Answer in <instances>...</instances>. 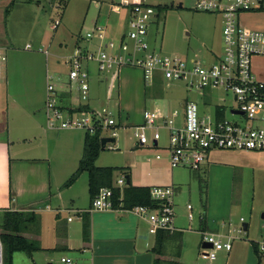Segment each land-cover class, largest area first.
<instances>
[{"label": "rangeland", "instance_id": "rangeland-1", "mask_svg": "<svg viewBox=\"0 0 264 264\" xmlns=\"http://www.w3.org/2000/svg\"><path fill=\"white\" fill-rule=\"evenodd\" d=\"M123 1L4 0L3 10L8 9L9 14L4 20L5 36L2 37L4 40L2 43H5V48L0 50L1 55L6 59L0 64L2 92L0 117L8 122L10 133L15 139L22 138L25 128L28 129V134L25 136L29 137V141H24L23 144L17 143L20 147L19 153L25 157L43 156L42 154L48 151L47 157L45 156L41 161L47 159L51 161L46 174L54 188L56 184H66L75 173L77 159L75 162L74 151L78 149V158H82L85 132L80 130L45 132L47 118L44 90L47 71L60 78L55 81L57 90L62 93L67 92L69 68L64 64L63 59L74 50L73 46L79 38H84L87 33L92 32L96 23L107 28L108 40L118 43L121 36L126 35L129 30V17L126 10H122V13L117 15L115 11L112 12L111 7L113 4L120 5ZM129 1L144 3L159 13L158 19L148 26V41L153 50L164 55L181 57L188 63L196 60L203 64L205 62L212 64L214 58L220 59L224 56L222 18L215 14L193 10V0ZM12 3L15 5L12 6ZM180 3H183L182 8H179ZM3 15L5 16L4 13ZM240 18L243 27L264 31V0L255 11L245 13ZM56 22L59 26L53 30L52 26ZM108 40L106 42H109ZM49 43L52 44L49 48H41V44L47 46ZM27 45L32 48H27ZM40 49L45 51L44 54L48 51L50 57L44 55ZM91 66L93 76L90 81L89 104L92 109L99 112L108 109L118 125L114 150L106 148L101 152L96 163L98 167L116 169L113 177L114 185H117V181L124 175L133 178L136 174L139 177H147V174L152 176L156 172L168 174L172 184L177 188V194L174 196L176 218L183 212V220L187 222L189 214H192L193 221L195 220L193 224L196 225L199 224L200 214H204L205 211L210 214L215 213L217 218H227L224 223L221 220L219 223L223 235L248 242L263 241L264 153L213 151L207 160L208 169H202V172L194 173L187 168L172 169L168 161L156 160L158 155L162 156V159L167 158L163 149L168 145L167 131L161 130L162 140L159 148H153L151 143L149 147L140 148L137 147L134 127L144 123L145 111L153 112L159 109L171 114L174 110L184 109L183 100H193L200 106L206 101L205 98L201 93L190 92L181 82H167L160 77H157L152 85H147L144 70L140 67H122L118 76L114 78L113 74L100 73L95 64ZM253 68L256 76L264 81V58L254 59ZM210 96L213 104L226 107L228 119L240 123L246 121L243 117L230 114L231 109L238 108L232 93L212 90ZM73 102L78 104L76 100ZM38 124L39 131H31L34 127L37 129ZM41 132L46 138L43 135L39 138ZM58 134L78 138L80 145L76 143L72 147L64 138H56ZM110 134L106 132L104 137ZM148 137L149 139L152 137L150 132ZM46 144H49L48 148ZM41 145L44 147L42 148ZM62 153L68 156H62ZM17 160L18 157L13 153L12 162ZM124 168L125 171L121 170ZM128 168H132L131 173ZM8 178L7 168L3 169L0 165V193L4 181ZM88 183V175L82 174L75 186L80 192L79 205H84L85 208L92 203ZM189 205L192 210H188ZM4 217L5 214L0 213V234ZM241 219L244 222H241ZM223 224L226 225L223 227ZM244 224H249V229L240 234L239 231L244 229ZM51 226L52 224L41 227V223L38 222L33 227L38 228V232L43 228L47 240L51 241L52 232L49 230ZM26 234L27 232L23 233L24 236ZM200 253L201 249L198 258L193 252L187 253L188 261L201 259ZM49 255L53 257L50 260L53 264H61L62 255L70 256L60 252ZM19 257L27 259L26 254L20 253L16 258L17 264ZM43 264L48 263L43 262Z\"/></svg>", "mask_w": 264, "mask_h": 264}, {"label": "built area", "instance_id": "built-area-1", "mask_svg": "<svg viewBox=\"0 0 264 264\" xmlns=\"http://www.w3.org/2000/svg\"><path fill=\"white\" fill-rule=\"evenodd\" d=\"M262 1L193 0V10L215 14L223 20L224 56L220 59L214 58L212 64H203L196 60L188 63L181 57L164 55L153 50L148 41V26L158 19L159 13L144 3L129 0H124L120 5L114 4L112 7L115 11L126 10L129 14L127 34L115 43L108 40L107 28L96 23L92 32L87 33L84 38H79L71 56L63 59L69 68L67 92L58 91L55 81L60 78H56L50 71L47 72L48 129L80 130L92 136L101 132V139H116L118 125L108 109L101 112L91 108L80 109L89 105L92 64L96 65L100 73L113 74L114 78L122 67L133 66L144 70L147 85H152L157 77L167 82H181L190 92L201 93L206 100L199 106L197 102L188 99L182 111L174 110L171 114L159 109L153 112L145 111L144 123L134 127L137 146L146 148L151 143L153 148H159L162 140L161 130H165L168 134V145L163 149L166 151L170 167L187 168L194 173L200 172L206 166L213 151L264 153V81L256 76L253 68L254 59L264 58V31L243 27L240 18L245 13L255 11ZM180 5L183 7V3ZM58 26L59 23L56 22L52 29L56 30ZM45 54L48 56V51ZM5 60V57L0 55V63ZM212 90L232 93L238 108L231 109L230 114L243 117L246 121L240 123L228 119L226 107L211 102ZM64 94L70 99L76 94L74 100L78 101V104L65 106L62 100ZM221 111L223 115L220 114ZM106 132L111 134L104 137ZM148 132L152 135L151 139ZM115 145L116 143H108L105 149L114 150ZM156 159L162 160V156L158 155ZM126 186L128 184L125 175L114 185L121 190ZM150 195L157 204L156 208L138 206L130 212L147 220L151 235L155 236L158 231L174 233L175 188L153 187ZM113 199V190L103 188L92 202L93 209L114 210ZM188 210H192L190 205ZM188 218L192 221L193 215L189 214ZM71 220L70 218L69 221ZM241 222L244 220L241 219ZM239 233H244V229ZM232 240L230 236L204 233L200 256L215 261L220 252L232 250ZM204 245H210V248H205ZM255 245L257 254L264 257V240L256 242ZM62 262L72 263L69 259H62ZM3 263L0 235V264Z\"/></svg>", "mask_w": 264, "mask_h": 264}, {"label": "crops", "instance_id": "crops-1", "mask_svg": "<svg viewBox=\"0 0 264 264\" xmlns=\"http://www.w3.org/2000/svg\"><path fill=\"white\" fill-rule=\"evenodd\" d=\"M4 3V0H0V13L2 14L0 17V50L5 48V43H2L4 42L2 37L5 36L4 20L9 14L8 9L6 11L3 10L5 7ZM13 5L15 4L12 3ZM38 6H40L39 3ZM111 9L112 12L115 11L113 7ZM3 13L6 15L4 16ZM115 13L119 15L122 10L119 12L115 11ZM76 44L77 41L73 49ZM51 45V43L47 44V46L46 44H41V48H49ZM28 47L31 46L27 45ZM73 51L66 57L71 56L70 54ZM44 91L47 94V82ZM0 97H2L1 91ZM62 100L65 106L76 105L73 102L75 100L70 99L66 94L62 95ZM183 101L185 104L187 99ZM88 106L91 108L90 104ZM38 128L39 124L37 129L34 127L31 131H39ZM46 130V133L52 131L48 129L47 122ZM24 131L25 134H28L27 128ZM72 131L75 130L54 132ZM2 133L4 134L2 135ZM25 134H23L22 138L15 139V136L10 133L8 122L0 117V165L3 169L7 168L9 174V178L4 181L2 192L0 193V213H35L38 216V222L39 224L41 223V227L52 224L49 229L52 232V238L51 241L47 240V235L43 228L38 232V228L31 227L25 237L37 241L43 251L33 253L32 258L24 253L27 255V259L19 257V263L43 264V262H47L48 264H53L50 262L53 257L49 254L60 252L70 255L68 257L62 255L61 264H66L62 262V259L71 260V264H155L156 259H160L161 263L163 262L162 264H169L170 262L178 264H264V257L256 252V247L254 246L256 242H248L239 238H233L232 250L230 252H220L215 261L203 259L201 256V259H197L200 249L203 248L202 236L204 233L226 237L221 232L219 223L220 220L224 223L227 218H217L215 213L210 214L206 211L204 214H200L199 224L196 225L193 224L195 220L190 221L189 218H185L187 222L184 221L183 212L181 216H177L175 221L176 231L171 234V239L165 243L164 255H157L152 251L155 247L156 238L149 233L150 226L144 218L121 209L94 210L92 203L87 208L84 205H79L80 192L75 186H77L82 175L70 187L65 188V184H56L54 188L51 181H48L46 174L49 169L48 165L51 166V161L48 159L41 161V159L45 158L48 151L43 153V156L30 155L26 157L18 152L20 147L17 146V143L23 144L24 141H29V137H26ZM41 135H43L42 132L39 138H41ZM43 136L46 138L45 135ZM60 137L68 141V145L72 147L76 143L80 145L78 138L64 137V135H59L56 138ZM34 138L38 139V137ZM48 146L49 144H46L47 148ZM41 147L43 148L44 145H41ZM13 153L18 157L15 162H12ZM61 155L65 156V153ZM73 157L75 162L77 159V170L82 159L78 158V149L74 151ZM162 160L168 161V158L165 157ZM74 161L73 163H75ZM205 169H208V165L203 168V170ZM127 170L132 171V168ZM130 180L131 184L133 183L132 185L136 187H175L172 184L170 175L160 172H156L152 176L147 174V177H139L136 174L133 175V178L130 176ZM82 184L84 186V182ZM87 186L89 191V183ZM175 194H177L176 187ZM70 218L72 219L71 221H69ZM87 219H90L91 234L89 241L84 239L83 234L84 222ZM225 225L223 224L222 226L224 227ZM247 225L249 229V224ZM189 252H193L197 256L193 262H189L187 259L186 254ZM20 253L23 252H17L13 255V264H17L16 258ZM207 261H210V263H207Z\"/></svg>", "mask_w": 264, "mask_h": 264}, {"label": "trees", "instance_id": "trees-1", "mask_svg": "<svg viewBox=\"0 0 264 264\" xmlns=\"http://www.w3.org/2000/svg\"><path fill=\"white\" fill-rule=\"evenodd\" d=\"M6 15V14H5ZM80 110H90L89 106ZM220 111V110H219ZM223 115V112H220ZM102 152L101 132L96 135L85 134L84 152L78 169L64 185L65 188L72 186L82 174H87L89 179V193L92 199L99 194L103 188L112 189L114 193V209L131 211L135 207L145 206L156 208L157 204L151 199L149 187H136L131 183L123 190L114 187V168H102L96 165ZM125 171L126 169H121ZM129 176V175H126ZM130 177V176H129ZM38 224V216L35 213L24 212H6L2 233L1 242L3 245L4 263L13 264V255L17 252L26 253L32 258L33 253L43 251L39 243L26 238L23 233L29 232L30 228ZM84 239H90V219L84 222ZM155 247L153 252L159 256L164 255L165 243L171 239V234L166 231H158L155 235ZM256 247V245L254 244ZM163 263V262H162ZM160 259H156L155 264H162ZM169 264H178L170 262Z\"/></svg>", "mask_w": 264, "mask_h": 264}, {"label": "water", "instance_id": "water-1", "mask_svg": "<svg viewBox=\"0 0 264 264\" xmlns=\"http://www.w3.org/2000/svg\"><path fill=\"white\" fill-rule=\"evenodd\" d=\"M179 8H182V5L179 6ZM236 114H242L240 112H235ZM108 143H116V139L115 138H103L101 139V145H102V151L105 150V147ZM157 143H155L156 145ZM127 179V184L129 185L131 183L130 177L126 176ZM263 219H264V215H263ZM244 231L247 232L248 231V225L244 224ZM205 248H210V245H204Z\"/></svg>", "mask_w": 264, "mask_h": 264}]
</instances>
